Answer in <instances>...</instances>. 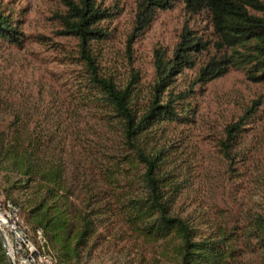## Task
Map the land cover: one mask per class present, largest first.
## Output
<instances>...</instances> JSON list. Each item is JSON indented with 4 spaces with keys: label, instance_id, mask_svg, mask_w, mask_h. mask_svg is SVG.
<instances>
[{
    "label": "trees",
    "instance_id": "obj_1",
    "mask_svg": "<svg viewBox=\"0 0 264 264\" xmlns=\"http://www.w3.org/2000/svg\"><path fill=\"white\" fill-rule=\"evenodd\" d=\"M58 1L65 8V13L58 16L62 27L59 35L77 40V56L72 58L81 69L75 93L83 106L118 133L119 148L103 152L102 159L93 164L97 180L88 184L83 172H76L75 164L67 165L62 154L64 138L59 133L64 131L58 123H46L34 109L19 107L8 114L4 111L10 118L0 125V165L18 177L10 190L29 195L23 208L13 202L20 207V213H25L29 229L42 230L48 247L57 254L58 264H79L81 252L97 227L114 215L144 239L173 244L177 264H233L247 252L264 253V214L233 225L228 231L221 230L218 239L197 238L192 227L173 214L180 187L167 171V155L163 149L150 146L161 125L193 121L196 110L190 99L195 87L208 85L231 70L244 73L251 83L264 85V3L145 0L144 9L137 14L141 28L149 25L156 8L169 9L180 2L186 13L204 18L208 35L203 38L185 26L170 55L155 50L154 79L147 98L141 101L136 73L120 85L106 77L98 64L93 43L107 38L99 26L100 21L111 16L107 9L99 0ZM19 24L10 14L0 12V45L23 47L26 36ZM194 69L190 87L174 93L175 78L184 70ZM4 104L0 98L1 121ZM253 112L252 106L247 107L223 128L219 147L229 170L234 169L233 153ZM86 155L92 158L87 152ZM70 177L75 179L71 183ZM79 178L80 188L87 195L89 192L86 203L83 200L84 212L74 201L79 199ZM137 184L144 193L131 196ZM0 264H8L1 240Z\"/></svg>",
    "mask_w": 264,
    "mask_h": 264
},
{
    "label": "rangeland",
    "instance_id": "obj_2",
    "mask_svg": "<svg viewBox=\"0 0 264 264\" xmlns=\"http://www.w3.org/2000/svg\"><path fill=\"white\" fill-rule=\"evenodd\" d=\"M99 2L111 16L99 23L107 38L93 43L98 64L106 77L120 85L136 73L141 101L154 79L155 50L170 55L185 26L203 38L208 35L204 18L189 15L180 2L169 9L156 8L144 29L137 23V14L145 0ZM0 12L19 21L26 36L20 49L0 45V98L7 105L1 107L0 125L10 118L4 111L8 114L19 107L34 109L48 124L58 123L64 131L59 133L67 165L75 164L76 172H83L85 181L93 183L98 175L93 164L102 159L103 152L119 148V135L83 106L75 93L81 69L72 58L77 56V40L59 35L58 16L65 8L58 0H0ZM194 76L195 69L184 70L175 78L173 92L189 88ZM190 102L196 110L193 121L161 125L150 146L164 150L167 171L179 184L173 214L185 220L197 238L218 239L221 230L264 214V85L231 70L208 85L195 87ZM251 106L254 112L245 122L243 138L233 153L234 169L229 170L219 147L223 128ZM17 179L7 166L0 165V197L23 208L29 195L9 188ZM74 180L70 177L69 183ZM81 180H76L79 199L74 201L84 212L83 200L86 203L89 192L80 188ZM143 193L137 184L131 196ZM19 218L26 224L23 211ZM106 218L83 248L79 264H177L173 244L138 236L117 215ZM233 264H264V253L247 252Z\"/></svg>",
    "mask_w": 264,
    "mask_h": 264
},
{
    "label": "built area",
    "instance_id": "obj_3",
    "mask_svg": "<svg viewBox=\"0 0 264 264\" xmlns=\"http://www.w3.org/2000/svg\"><path fill=\"white\" fill-rule=\"evenodd\" d=\"M19 215L18 205L0 197V231L8 264H58L42 230L31 231Z\"/></svg>",
    "mask_w": 264,
    "mask_h": 264
},
{
    "label": "water",
    "instance_id": "obj_4",
    "mask_svg": "<svg viewBox=\"0 0 264 264\" xmlns=\"http://www.w3.org/2000/svg\"><path fill=\"white\" fill-rule=\"evenodd\" d=\"M0 240H1V244H2V246L4 245V239H3V235H2V233H1V231H0Z\"/></svg>",
    "mask_w": 264,
    "mask_h": 264
}]
</instances>
